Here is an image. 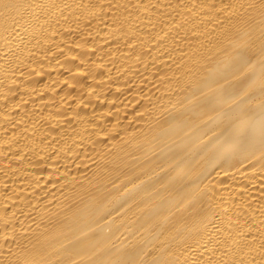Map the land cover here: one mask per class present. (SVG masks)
Wrapping results in <instances>:
<instances>
[{
  "label": "bare ground",
  "instance_id": "obj_1",
  "mask_svg": "<svg viewBox=\"0 0 264 264\" xmlns=\"http://www.w3.org/2000/svg\"><path fill=\"white\" fill-rule=\"evenodd\" d=\"M0 264H264V0H0Z\"/></svg>",
  "mask_w": 264,
  "mask_h": 264
}]
</instances>
